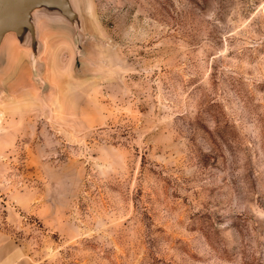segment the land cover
<instances>
[{
  "label": "rangeland",
  "instance_id": "1",
  "mask_svg": "<svg viewBox=\"0 0 264 264\" xmlns=\"http://www.w3.org/2000/svg\"><path fill=\"white\" fill-rule=\"evenodd\" d=\"M78 2L0 100V264H264V0Z\"/></svg>",
  "mask_w": 264,
  "mask_h": 264
},
{
  "label": "water",
  "instance_id": "2",
  "mask_svg": "<svg viewBox=\"0 0 264 264\" xmlns=\"http://www.w3.org/2000/svg\"><path fill=\"white\" fill-rule=\"evenodd\" d=\"M54 38L68 40L79 62L92 37L78 0H0V100L24 60L33 81L46 87L42 58Z\"/></svg>",
  "mask_w": 264,
  "mask_h": 264
},
{
  "label": "bare ground",
  "instance_id": "3",
  "mask_svg": "<svg viewBox=\"0 0 264 264\" xmlns=\"http://www.w3.org/2000/svg\"><path fill=\"white\" fill-rule=\"evenodd\" d=\"M47 49H48V46H47ZM56 57V56H55Z\"/></svg>",
  "mask_w": 264,
  "mask_h": 264
}]
</instances>
